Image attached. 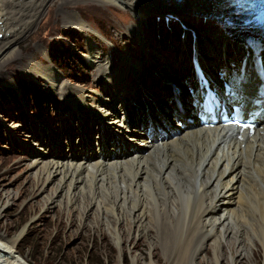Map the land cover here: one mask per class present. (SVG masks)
<instances>
[{"label": "bare ground", "instance_id": "bare-ground-1", "mask_svg": "<svg viewBox=\"0 0 264 264\" xmlns=\"http://www.w3.org/2000/svg\"><path fill=\"white\" fill-rule=\"evenodd\" d=\"M15 1L0 0V7H4L0 10V33L9 32L6 24L11 12L5 4H17ZM77 1L64 0L63 4L72 7L79 3ZM103 1L108 4H127L137 13L139 27L147 21L146 16L149 15H166L167 21L168 18L179 21L187 15H196L189 18L190 21L181 22L194 30H207L205 41L199 39L198 33L195 40L191 38L198 60L207 72L217 70L223 62L229 60L237 76L244 69L250 77L256 79L264 73V26L243 16V0ZM45 4H40L37 9L34 6L29 12V7L22 12L24 8L19 6L20 10L13 12L14 29L9 33L14 32V36L8 35L9 38L0 42V62H7L16 56V45L39 19ZM70 18L73 26L86 30L87 25L82 18ZM183 33L184 38L189 37L187 31L183 30ZM134 35L144 47L147 62L143 61L144 66L140 65L129 54H125L124 61H127L129 70L138 66L144 71L146 65H150L153 70L154 66L156 71L152 79L158 84L154 91L150 89L146 93L143 90L142 111L155 121L161 119L165 122L169 132L161 138L153 137L149 140L141 131L135 130L136 126L132 123H138L134 111L140 91L133 88L131 92H122L121 88L126 86L111 71L107 55L102 49L91 45L89 56L92 64L100 68L99 73L104 82L113 83L109 88L114 101L117 96L122 100L121 114L117 107L114 109L115 102L105 101L101 104L103 100H97L88 108L92 114L96 110L93 116L99 120L95 140L101 146L107 144L109 148L114 147V154L109 156L108 149L102 147L101 155L93 156L96 145L84 135L82 158L70 153L66 157L57 154V158L51 156L47 162L35 161L33 168L43 171L45 184L58 178L59 187L54 195L65 197V202L70 206L83 205L89 213L94 208H112L115 211L111 220L107 217L99 218L98 228L103 226L110 231L111 240L120 253L118 264H122V247L125 243L132 244L145 238L150 240L154 248L157 245L153 238L162 239L163 234L167 240L181 239L186 234L191 238V251L181 249L166 255V264H257L260 255L263 256L264 264V119L250 136L246 132L238 134L234 128H203L196 121L186 124L183 130L173 127V121L177 123L175 119L192 118L195 113L187 90L192 82L186 78L192 76L194 80L193 51L190 55L187 53L188 64L182 59H172L168 73L158 65L160 61H166L167 53L147 44L142 32L135 31ZM186 41L182 43L183 47L187 45ZM209 46H212L211 52L206 50ZM201 50L206 53L201 54ZM228 50L231 52L229 56ZM175 65L181 66V69H175L177 72L174 70ZM181 78L186 79L179 86L177 81ZM252 82L249 79L247 85ZM165 90H168L165 100L169 101L167 109L171 108L170 115L168 111L163 113L162 110H154L155 106L160 107L154 97H157V93L166 95ZM69 96L76 99L80 97L74 92ZM122 97L128 98L132 106L136 107L129 110ZM171 97L179 100L182 110L175 107V102H170ZM129 113H133L131 117ZM126 120L131 122L127 124ZM119 137L124 140V144L120 143ZM117 140L118 145L114 146ZM122 144L125 150L119 147ZM105 156L107 159L103 158ZM51 205L56 207V199L51 198ZM24 233L15 238L0 236V264H30L16 252ZM133 264H140V260L134 258ZM148 264L155 263L152 260Z\"/></svg>", "mask_w": 264, "mask_h": 264}, {"label": "rangeland", "instance_id": "rangeland-1", "mask_svg": "<svg viewBox=\"0 0 264 264\" xmlns=\"http://www.w3.org/2000/svg\"><path fill=\"white\" fill-rule=\"evenodd\" d=\"M63 1L17 0V4H5L11 12L6 24L10 32L14 29L15 10L22 7L23 12L29 7V12L32 7L36 6L37 9V6L46 2L39 19L16 45V56L7 62H0V236L15 238L25 232L17 244L16 252L30 264H118L120 253L111 240L110 231L103 226L98 228L99 218L111 220L115 211L112 208H94L89 213L83 205L70 206L65 202V197L54 195L59 187L58 178L45 184V174L41 169H34L33 163L38 160L47 162L51 156L57 158V154L63 157L76 154L81 157L84 135L96 145L93 156L99 157L102 147L108 149L109 156L114 154V147L109 148L107 144L101 146L95 140L99 120L93 116L96 110L92 114L88 108L97 100H103L101 104L105 101L115 102L114 109L117 107L121 114L122 100L117 96L114 101L109 88L113 83L104 82L99 73L100 68L92 64L89 56L91 45L102 49L107 55L111 71L126 86L121 88L122 92H131L133 88L140 91L136 98L135 113L144 102L143 90L149 93L158 84L152 79L156 71L154 66L153 70L150 65H146L144 71L138 66L129 70L127 61H124L125 54H129L140 65L143 61L147 62L144 47L135 38L134 32H142L147 44L167 53L166 61H160L158 65L162 71L169 73L172 59H182L188 64L187 53L190 55L193 51L194 34L196 36L198 33L199 39L205 41L207 30H194L181 22L190 21L189 18L196 15H187L179 21L168 18L172 20L170 22L166 20V15H149L139 27L137 13L124 2L108 4L103 0H79L75 6L67 7ZM3 8L0 7V10ZM71 16L82 18L86 22V30L73 26ZM67 18L70 20L67 21ZM16 23L19 24L18 21ZM183 30L189 33V37L184 38ZM9 32L0 33V42L14 36V32ZM183 39L188 41L185 47L182 46L186 41ZM206 50L211 52L212 46ZM199 52L203 54L204 51ZM227 54H231L230 50ZM175 69L179 70L181 66L175 65ZM186 78L190 80L192 76ZM185 79L181 78L180 81ZM73 92L80 97L76 99L69 96ZM165 92L166 95L157 93V97H154L160 105L157 108L154 105V110H162L163 113L168 111L170 115L171 108L167 109L169 101L165 100L168 90ZM122 98L129 110L136 107L132 106L128 98ZM129 114L131 117L133 113ZM125 122L129 124L131 121ZM135 122L132 123L134 127ZM173 122V127L179 128ZM136 127V131L145 134ZM119 139L120 143H125L122 138ZM118 140L114 146L118 145ZM123 144L119 146L121 150H125ZM136 147L145 149L143 146ZM107 156L103 158L107 159ZM51 198L56 199V207H52ZM231 226L234 225L231 223ZM167 239L164 234L162 239L153 238L157 245L154 248L150 240L145 238L132 244L125 243L122 247V264H133L134 258L139 259L140 264H148L152 260L155 264H166V255L181 249L186 252L192 249L188 234L181 239ZM257 264H263L262 255L258 256Z\"/></svg>", "mask_w": 264, "mask_h": 264}, {"label": "snow or ice", "instance_id": "snow-or-ice-1", "mask_svg": "<svg viewBox=\"0 0 264 264\" xmlns=\"http://www.w3.org/2000/svg\"><path fill=\"white\" fill-rule=\"evenodd\" d=\"M193 70H194V73L197 75V78L200 79L203 77V71L202 69L199 67L198 64H194L193 66Z\"/></svg>", "mask_w": 264, "mask_h": 264}]
</instances>
